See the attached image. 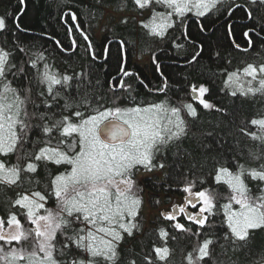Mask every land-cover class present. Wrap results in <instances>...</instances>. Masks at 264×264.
Masks as SVG:
<instances>
[{
    "label": "snow or ice",
    "instance_id": "1",
    "mask_svg": "<svg viewBox=\"0 0 264 264\" xmlns=\"http://www.w3.org/2000/svg\"><path fill=\"white\" fill-rule=\"evenodd\" d=\"M224 2L134 0L140 9L153 8V5L163 9L156 11L153 8L150 19L142 22L148 35L159 38L175 27L177 20L183 24L188 13L204 17L219 11ZM252 2L256 3V0ZM259 2L264 4V0ZM20 3L23 7L24 0ZM231 7L229 4L228 8ZM235 8L243 9L244 6L236 4ZM247 15L251 18V11ZM70 16L76 21L74 13ZM17 20L14 18L13 22L19 28ZM75 27L79 30V24ZM7 29V16H0V32ZM243 35L247 37L248 32ZM83 38L89 39L87 35ZM246 42L250 47L251 39ZM124 47L125 42L120 41V49ZM198 55L196 53L192 59ZM124 61L121 51L120 63L123 65ZM24 63L30 64L29 70ZM24 63L17 62L13 53L0 48V185L21 186L22 175L35 174L41 164L45 168L49 164L62 167L63 171L50 178L45 193L35 190L18 193L12 207H18L19 215L9 212L6 220L0 217V264H119V248L125 234L130 237L134 230H140L137 217L142 206L141 189L133 179L134 172L141 167L148 171L163 168L162 163L154 164L153 161L187 135L182 108L191 117H196L197 111L192 104L176 107L167 99L138 102L130 91L125 105H120V98L116 97L113 106L106 107L99 102L93 106L87 91L80 94L79 84L76 85L78 100L70 95L62 96V91L73 87L74 77L52 71L42 52L33 53ZM156 68L159 71L158 64ZM120 71L125 76L132 75L123 67ZM83 75L78 73L76 78ZM33 82L41 86L39 95L44 97L43 110L32 98ZM117 87L127 91L131 86L121 80L112 91L115 92ZM224 87L232 96L238 93L242 96L264 95V63L259 66L248 63L227 73ZM166 89L165 80L157 91ZM208 91L203 85L198 89L193 85L191 89L204 109H213L215 105L203 98ZM58 98L65 101L62 108L56 104ZM82 105L87 107V114L80 110ZM54 106L59 109L58 118ZM249 124L256 126V131L248 133L250 138L264 144V117L253 118ZM34 128L38 139L32 141L33 151L29 152L24 145ZM37 144L41 145L38 149ZM13 156L15 163H9ZM254 158L259 159L258 156ZM246 178L259 181L258 194H252ZM214 181L224 187L223 192L215 189L193 192L195 182H192L183 188L187 193L185 207H173L171 212L162 215L168 221H177L178 214L182 213L193 226L200 228L193 232L192 226L186 227L180 222L170 226L199 237L210 217L222 211L227 226L223 239L239 242L238 247H242L255 230H264V164L259 169L238 165L235 172L228 167H218ZM49 200L52 201L50 207L46 206ZM221 200L226 202L217 209ZM201 202L202 207L195 214L186 210L187 205L195 209ZM158 235L166 241L169 233L161 228ZM213 244L212 238L199 242L187 256L188 264H202L210 257ZM169 257L170 249L166 243L164 246L154 244L152 254L146 255L144 261L145 264H168ZM127 264H136V261L129 260Z\"/></svg>",
    "mask_w": 264,
    "mask_h": 264
},
{
    "label": "trees",
    "instance_id": "2",
    "mask_svg": "<svg viewBox=\"0 0 264 264\" xmlns=\"http://www.w3.org/2000/svg\"><path fill=\"white\" fill-rule=\"evenodd\" d=\"M238 3H242L244 8L232 10ZM229 4L231 9L228 8ZM107 8L116 12H135L140 17L146 12L150 15L141 20L129 17L118 21L111 19L103 27L102 39L98 40L95 32L104 19ZM153 8L156 11L163 10L156 5ZM153 8L140 9L134 0H24L23 7L20 0H0V16H7L8 19V29L0 32V48L13 53L17 62L21 63L26 62L33 53L42 52L52 71L74 77L73 87L62 91V96L70 95L78 100L76 85L79 84L80 94L87 91L93 106L97 102L106 107L113 106L116 97L120 98V105H125L128 103L129 91L138 102H160L167 99L176 107H182L183 104L193 105L197 111L196 117L187 115L182 108L187 135L153 161L154 164L162 163L164 167H156L151 171L141 167L134 172L133 179L141 189L142 204L143 194L147 193L151 206L157 209L164 199L165 202H170L172 196L184 197L183 188L192 182H195L193 192L204 189L223 192L224 187L214 181L218 167H228L235 172L238 165L259 169L264 164V144L248 135L249 132L256 131V126H250V120L264 117V95L242 96L238 93L232 96L224 87L227 73L243 68L248 63L257 66L264 63V44L258 39L259 35L264 38V4L259 0L256 3L252 0H225L219 11L210 12L204 17L188 13L183 24L177 20L175 27L168 29L163 38L148 35L147 30L142 27V22L150 19ZM248 11L252 13L251 18L247 15ZM65 13L69 15L66 16ZM71 13L76 15L77 23L89 38L94 56L88 41L74 28ZM14 18H18L19 28L13 22ZM68 28H73L75 47ZM246 31L248 37L243 35ZM247 38L252 41L249 51L236 47L239 45L247 49ZM120 41L125 42L123 50L120 49ZM121 51L125 56L123 65L120 63ZM196 53L199 55L193 60ZM146 56L151 59L150 65L140 66L135 62ZM156 64L159 65V71ZM124 65L126 71H134L132 76L123 80L126 86L131 87L127 91L117 87L113 92L112 88L121 80L114 77L120 74ZM24 67L29 70L30 64L24 63ZM78 73L84 75L77 79ZM165 80L167 89L164 92L157 91L163 87ZM193 85L197 89L201 85L208 88L205 99L215 105L213 109H204L192 102L190 90ZM41 90L38 83L31 84L32 98L41 105L40 110H43L44 97L39 95ZM64 103L62 98L56 101L60 108ZM29 110H32L31 106ZM80 110L85 114L88 112L83 105ZM53 111L58 118L59 109L54 106ZM36 139L38 133L34 128L24 148L32 152V141ZM40 146L37 144L36 148ZM255 156L259 159H255ZM8 162L15 163V157H11ZM60 171H63L62 167L49 164L45 168L41 164L35 174L22 175L21 186L0 185L1 217L6 220L9 212L19 215L18 207H12L17 194L34 190L45 193L46 187L50 186V178ZM155 171H161L162 176L143 181L136 178L141 172ZM245 182L252 194H258L259 181L246 178ZM224 202L226 201H218L217 209ZM47 206H52L51 200ZM137 221L140 230H134L130 237L125 234L120 244L119 264H127L129 260H135L136 264H145L144 257L152 254L153 245L164 246L165 243L170 249L168 264H188L187 256L206 238H212L214 244L210 246V257H206L202 264H264V230H255L247 243L238 247L239 242L223 239L227 226L223 222L222 211L210 217V222L201 229L199 237L170 226L180 222L185 223L186 227L192 226L193 232L200 228L199 225L193 226L183 216L177 221L158 217L152 227H146L141 206ZM161 228L169 233L166 241L158 235Z\"/></svg>",
    "mask_w": 264,
    "mask_h": 264
},
{
    "label": "rangeland",
    "instance_id": "3",
    "mask_svg": "<svg viewBox=\"0 0 264 264\" xmlns=\"http://www.w3.org/2000/svg\"><path fill=\"white\" fill-rule=\"evenodd\" d=\"M150 13L146 12L144 14V16H149ZM140 17L137 13L135 12H128V11H122V12H116L111 8H107L105 10V14H104V19L100 22V26L99 28L96 30L95 35L96 38L98 40L101 39V37L104 35V30L103 27L106 25V23H108L111 19H114L115 21L120 20L121 18L124 17H129V18H137L138 20H141L144 18ZM150 57L146 56L142 59H138L135 62L140 65V66H145V65H150ZM162 172L161 171H155V172H141L137 175V180L138 181H143L144 179H148V178H154L156 176L161 177L162 176ZM187 195V193H185L184 197ZM180 200V197L178 196H172L171 201L170 202H164L162 203L161 206H159V208L154 209L150 202H149V197L147 193L143 194V204H142V214L145 218V225L146 227H152L153 222L158 218V217H162V211H172V208L176 205V203H178V201ZM47 206V205H46ZM202 207V203L201 206ZM238 206L236 205L237 208ZM199 209V208H198ZM207 214V213H205ZM1 217V215H0Z\"/></svg>",
    "mask_w": 264,
    "mask_h": 264
},
{
    "label": "flooded vegetation",
    "instance_id": "4",
    "mask_svg": "<svg viewBox=\"0 0 264 264\" xmlns=\"http://www.w3.org/2000/svg\"><path fill=\"white\" fill-rule=\"evenodd\" d=\"M238 4H241V5H243L242 3H238ZM244 6V5H243ZM234 8V7H233ZM74 23V28L76 29V31L79 33V34H81L82 35V33H83V31H82V29H81V27L79 26V30L75 27V25H76V23L75 22H73ZM78 24V23H77ZM230 27V26H229ZM68 31H69V28H68ZM72 32H73V28H71V32L69 31V33L71 34V41H72ZM83 35H85L84 33H83ZM248 37V36H247ZM259 38V42L260 43H262V44H264V38L263 37H261L260 35L258 36ZM102 39V38H101ZM247 39H249V38H247ZM100 42H102V40L100 41ZM72 43H73V41H72ZM76 44V43H75ZM75 44H73L74 45V47H75ZM251 46H252V44H251ZM248 47L247 48V50L249 51L252 47ZM240 48V50H243V49H246V48H242V47H239ZM94 51V50H93ZM243 51H245V50H243ZM93 56V55H92ZM264 61V60H263ZM151 62V61H150ZM125 64V63H124ZM123 68H124V70H125V65L123 66ZM126 71V70H125ZM128 72H130V73H132V75L134 74L133 72L134 71H131V70H128ZM132 75H129V76H132ZM119 76V78H121V80L123 81L126 77H129V76H125L124 74H123V72L122 71H120V74L118 75ZM116 77H114V79H115ZM120 80V81H121ZM111 82H113V80L111 81ZM167 82V81H166ZM206 95H207V93H205V95H204V99H205V97H206ZM190 97H191V90H190ZM191 100H192V98H191ZM206 100V99H205ZM207 101V100H206ZM192 102L193 103H195L193 100H192ZM203 107V106H202ZM184 204V197H181L180 198V200L178 201V203H176V205L175 206H179V207H181L182 205ZM199 209L197 208V209H193V212L194 213H196L197 211H198ZM169 212H171L170 210L169 211H162V213H169ZM183 216V214L181 213V214H179L178 216H177V220L179 219V218H181ZM162 218L163 219H165L164 218V216L162 215ZM166 220V219H165Z\"/></svg>",
    "mask_w": 264,
    "mask_h": 264
},
{
    "label": "water",
    "instance_id": "5",
    "mask_svg": "<svg viewBox=\"0 0 264 264\" xmlns=\"http://www.w3.org/2000/svg\"><path fill=\"white\" fill-rule=\"evenodd\" d=\"M234 9H236L235 7L232 9V10H234ZM193 19H195V18H193ZM76 24H77V19H76V21H74ZM74 39L72 38V41H73ZM88 41V43H90L91 44V42L89 41V39L87 40ZM111 42H109V44H110ZM90 51H91V54L93 55V46H92V44H91V48H90ZM116 78H119V76H117ZM196 95L198 96V93H196ZM191 98H192V100L196 103V104H198V105H200V103H199V100L198 99H195L194 98V96H193V94H192V92H191ZM204 98V97H203ZM200 106H202V105H200ZM187 196V195H186ZM185 196V197H186ZM185 197H184V204L181 206V207H185ZM202 203V202H201ZM201 203H197V207L195 208V209H197V208H200V206H201ZM174 207H179V206H174ZM173 209V208H172ZM193 209L194 208H192L191 207V205H187L186 206V210L188 211V212H191V213H193V214H195L194 212H193ZM198 212V211H197ZM179 215V214H178ZM206 215V214H205ZM192 222V221H191ZM193 223V222H192Z\"/></svg>",
    "mask_w": 264,
    "mask_h": 264
}]
</instances>
